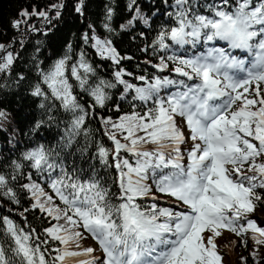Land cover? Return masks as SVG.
I'll return each mask as SVG.
<instances>
[{"label":"snow or ice","instance_id":"6c2138e0","mask_svg":"<svg viewBox=\"0 0 264 264\" xmlns=\"http://www.w3.org/2000/svg\"><path fill=\"white\" fill-rule=\"evenodd\" d=\"M163 2L170 23H162L142 51L151 48L158 60L145 64L174 75H139L140 84L129 82L125 77L132 74L120 65L132 57L121 56L110 38L94 31L82 40L116 66L111 80L98 75L83 49L74 59L71 44L47 68L36 65L31 95L50 121L56 111L68 119L55 147L37 144L12 161L11 172L0 171V201L20 204L15 185L30 203L20 213L23 226L0 216V264H223L218 240L224 232L237 238L233 248L251 243L253 264L264 260V225L255 218L264 205V0ZM63 7L20 8L10 26L21 36L41 31L30 20L50 25ZM83 10L84 0H77L75 11ZM127 10L122 31L137 22L151 27L137 0H129ZM113 14L109 7V33L115 31ZM186 46L191 51L176 54ZM10 49L0 43L5 78L18 59ZM118 86L119 99L132 111L115 120L99 117L111 142L106 146L94 140L86 121L108 107ZM79 93L92 102L82 104ZM114 109L119 113L120 104L114 102ZM0 118L7 113L0 110ZM44 123L37 121L34 131ZM81 136V154L94 144L91 159L100 168L69 167L67 156ZM101 169L114 175H101ZM30 210L43 214L48 226L42 232L24 217ZM89 237L94 246L84 245ZM239 264H248V256L241 255Z\"/></svg>","mask_w":264,"mask_h":264},{"label":"trees","instance_id":"16d2710c","mask_svg":"<svg viewBox=\"0 0 264 264\" xmlns=\"http://www.w3.org/2000/svg\"><path fill=\"white\" fill-rule=\"evenodd\" d=\"M129 0H84L83 14L75 11L77 0H0V43L11 44L12 49L18 53L12 73L8 77L0 76V110L7 113V118H0V171L5 173L11 172L9 165L13 160H19L21 154L29 148L35 147L37 144H44L55 147L58 142H61V137L64 136V127L68 119L66 114L60 111L54 113L55 119H48L50 113L39 107L40 100L31 95L33 86L38 82L36 65L47 68L56 59L62 57L68 49V45H72V54L75 59V54L83 49L86 53V58L93 64L99 76L104 79L111 80L112 72L115 65L111 61L100 59L96 55L94 49L86 46L82 40L85 33L96 35L103 38H110L113 46L117 49L121 56L132 57V59L122 60L120 67L126 72L131 73V76H126L125 79L134 84L141 82L135 79L136 76L146 75L149 78L152 76L174 75L170 71L163 73L151 65L145 64V60H151L152 63H158L156 56L152 55V49L142 51L148 45H151L160 30L162 23H170L165 11L167 5L163 0H137L141 7V11L151 17V27H147L142 23L137 22L135 27L122 31L120 26L125 24L130 18L131 13L127 10ZM200 3L206 0H199ZM53 3H63L61 16L53 19L49 25L40 18H32L30 24L34 25L41 31L25 32L23 36L15 29L11 28L10 21L16 16L18 10L23 7L36 6L43 10ZM172 0H168L171 4ZM111 7L114 14L111 20L115 31L107 32L104 24L106 20V11ZM170 10V9H169ZM203 12V9H200ZM155 15H152L153 13ZM49 15H54V10L49 12ZM46 32V34H45ZM143 34V35H142ZM23 40V47L20 41ZM174 49L176 46H173ZM10 49V50H12ZM185 50H177L176 54L181 55ZM199 51H203V46H198ZM20 76L24 79L20 80ZM73 83H75L73 81ZM122 86L111 90L113 100L109 101L108 107L96 109V118H88L87 126L90 128L92 137L95 141H102L106 146H110L111 142L103 135L104 129L101 126L99 117H112L114 120L119 115L126 112H131L132 108L129 103L119 99ZM79 92V89H77ZM80 102L82 104H90L91 98L85 93H79ZM130 99V97H129ZM114 102L120 104V112L114 109ZM138 104L137 111L143 112L144 108ZM39 120H44L45 123L34 131L35 123ZM83 136L78 138V144L73 145L72 154L67 156L69 167L73 162L77 166L87 169L89 165L95 163L97 168H100L98 161L91 159L95 152L94 144L88 147L85 154H81L80 149L85 145ZM101 175H114V170L104 172L101 169ZM20 198V204H12L8 201H0V216L7 215L19 225L23 226L24 219L20 216L24 208H30L27 194L24 193L18 186L13 185ZM43 214L38 210H30L24 213L28 224L42 232L48 224L41 217ZM255 218L264 225V205L257 208ZM54 223V222H53ZM221 248L223 250V264H231L230 250L235 256L233 264H239L241 255L248 256V264H253L252 258L248 255L251 251V243L247 249L243 247H232L231 242L237 238L230 233L224 232ZM85 246H94V241L89 237L83 242ZM261 253L264 254V248ZM264 264V260L261 261Z\"/></svg>","mask_w":264,"mask_h":264},{"label":"rangeland","instance_id":"374dc122","mask_svg":"<svg viewBox=\"0 0 264 264\" xmlns=\"http://www.w3.org/2000/svg\"><path fill=\"white\" fill-rule=\"evenodd\" d=\"M218 244L221 246L222 239L218 240ZM234 260H235V256H234L233 252L230 250V262H231V264H233Z\"/></svg>","mask_w":264,"mask_h":264}]
</instances>
